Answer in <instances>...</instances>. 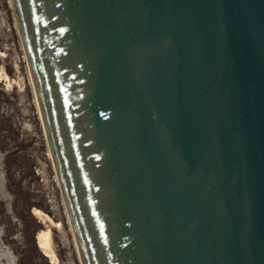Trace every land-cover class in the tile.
Listing matches in <instances>:
<instances>
[{
    "label": "water",
    "instance_id": "1",
    "mask_svg": "<svg viewBox=\"0 0 264 264\" xmlns=\"http://www.w3.org/2000/svg\"><path fill=\"white\" fill-rule=\"evenodd\" d=\"M82 264H264V0H10Z\"/></svg>",
    "mask_w": 264,
    "mask_h": 264
},
{
    "label": "rangeland",
    "instance_id": "2",
    "mask_svg": "<svg viewBox=\"0 0 264 264\" xmlns=\"http://www.w3.org/2000/svg\"><path fill=\"white\" fill-rule=\"evenodd\" d=\"M0 68L16 82H0V264H52L38 247L41 233L50 234L58 264H82L10 0H0Z\"/></svg>",
    "mask_w": 264,
    "mask_h": 264
},
{
    "label": "bare ground",
    "instance_id": "3",
    "mask_svg": "<svg viewBox=\"0 0 264 264\" xmlns=\"http://www.w3.org/2000/svg\"><path fill=\"white\" fill-rule=\"evenodd\" d=\"M10 5H11V2H10ZM11 8H12V5H11ZM12 11H13V9H12ZM13 15H14V13H13ZM14 19H15V16H14ZM15 23H16V20H15ZM16 27H17V24H16ZM17 31H18V34H19L18 27H17ZM19 37H20V35H19ZM20 40H21V38H20ZM21 45H22V48H23V51H24V47H23L22 41H21ZM24 54H25V51H24ZM25 59H26V62H27L26 55H25ZM27 66H28V73H29L30 83H31L32 88H33V92H34V95H35L36 105H37V108H38V111H39L38 113L40 115V121L42 122L43 130H44V133H45V136H46V140H47V135H46V132H45V126H44V122H43L41 110H40V107H39V103H38V100H37L35 88H34V85H33V80H32V77H31V72H30V69H29L28 62H27ZM1 81L4 82L6 86H10L11 84H16L15 81H12L9 78V76L4 71L3 68H0V82ZM47 146H48V151H49L50 158L52 159L51 152H50L49 145H48V140H47ZM52 163H53V160H52ZM54 169H55V167H54ZM55 174H56V172H55ZM56 179H57V182H58L57 175H56ZM58 185H59V182H58ZM59 187H60V185H59ZM60 191H61V188H60ZM61 194H62V192H61ZM63 201H64V206H65V210H66V215H67V218H68V222L70 224L71 230L73 231L72 224H71V220H70V217H69V213H68V210H67V207H66L64 198H63ZM33 214L36 215L40 220H44V218H45L44 215L41 214L36 209L33 210ZM72 234H73V236L75 238L74 232ZM37 242H38L39 249L41 251H43L49 257L51 263L52 264H58V262H59L58 261V258H57L56 254H55V252H54V250L52 248V245L50 244V234L49 233H44V234L41 233L38 236V238H37ZM75 242H76V240H75ZM76 245H77V243H76ZM78 252H79V250H78ZM79 256H80V254H79Z\"/></svg>",
    "mask_w": 264,
    "mask_h": 264
}]
</instances>
